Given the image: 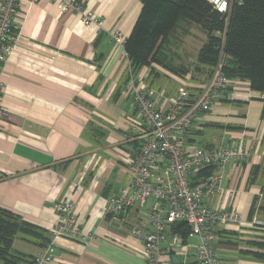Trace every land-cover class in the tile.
I'll return each mask as SVG.
<instances>
[{
    "label": "crops",
    "instance_id": "obj_1",
    "mask_svg": "<svg viewBox=\"0 0 264 264\" xmlns=\"http://www.w3.org/2000/svg\"><path fill=\"white\" fill-rule=\"evenodd\" d=\"M80 1L101 19V29L85 25L72 10L60 11L52 0L21 1L16 42L0 66V206L49 230L62 219L54 204H73L85 238L57 236L48 264H146L139 232L149 227L154 199L116 217L105 213L106 196L129 181L126 162L138 148L140 129L125 85L128 60L111 34L126 40L141 0ZM180 28L177 46L164 61L188 72L156 63L134 71L160 106L178 87L193 94L207 80L192 70L204 33L194 23ZM262 106L247 81L230 77V86L187 134L190 143L203 147L237 140L248 148V159L229 165L222 191L207 201L210 208H232L240 215L239 222L212 226L222 264H263L251 251L257 250L254 242L264 241V224L250 225L253 219L264 222L257 210L262 177L248 182L252 165L264 168ZM175 234L179 242L171 254L181 264H193L199 238L189 231L185 238ZM36 241L15 238L12 249L34 256L45 246ZM167 245L165 240L162 246Z\"/></svg>",
    "mask_w": 264,
    "mask_h": 264
},
{
    "label": "built area",
    "instance_id": "obj_2",
    "mask_svg": "<svg viewBox=\"0 0 264 264\" xmlns=\"http://www.w3.org/2000/svg\"><path fill=\"white\" fill-rule=\"evenodd\" d=\"M21 1L0 0V66L13 51L16 42L18 24L22 20ZM26 1L32 3L38 0ZM52 1L60 11L72 10L81 16L85 25L95 24L101 29V19L91 11H85L80 0ZM206 1L228 19L234 0ZM220 33L217 32L218 36ZM111 37L122 47L127 59L124 38L116 31ZM223 64L218 61L210 77L195 93L178 87L162 106L157 103L154 91L144 83L142 77L135 76L130 67L126 68L125 85L130 96L129 104L140 126L138 148L126 162L129 174L127 185L106 196L105 213L116 217L135 205L142 208L148 198L154 199L155 205L147 215L149 227L139 232L146 264H172L171 247L178 244L179 236L171 232V224L177 222L185 223L189 235L199 238L194 245L193 264H222L212 243V226L240 221L236 210L213 209L207 201L213 194L222 191L229 165L248 159L246 144L230 140L217 147H203L190 143L187 136L193 121L208 111L222 91L230 86V78L225 75ZM1 91L0 82V96ZM259 98H264V93ZM3 116L0 103V119ZM54 209L62 219L49 229L50 242L33 256L29 264H48L50 246L57 236L85 238L76 225L71 202L56 203ZM262 223L253 219L250 225ZM166 230L169 231L167 237ZM86 237H91V234ZM165 240L168 245L162 246Z\"/></svg>",
    "mask_w": 264,
    "mask_h": 264
},
{
    "label": "trees",
    "instance_id": "obj_3",
    "mask_svg": "<svg viewBox=\"0 0 264 264\" xmlns=\"http://www.w3.org/2000/svg\"><path fill=\"white\" fill-rule=\"evenodd\" d=\"M184 23L199 25L205 35L196 54L194 72L206 80L221 61L226 76L247 81L259 97L264 93V0H234L228 19L206 0H141L138 16L124 43L131 70L156 63L178 74L188 72V68H174L164 61L169 49L177 46L182 32L180 26ZM217 32H221L220 36ZM259 99L263 102L264 115V98ZM258 176L262 177V182L257 210L264 216V168L252 165L248 182ZM188 231L183 222L171 224V232L179 233L182 238ZM19 237L38 239L41 242H36L41 246L50 242L49 230L0 206L2 264H29L32 261L33 256L12 249L13 240ZM253 245L257 250L251 254L262 259L264 264V241Z\"/></svg>",
    "mask_w": 264,
    "mask_h": 264
},
{
    "label": "water",
    "instance_id": "obj_4",
    "mask_svg": "<svg viewBox=\"0 0 264 264\" xmlns=\"http://www.w3.org/2000/svg\"><path fill=\"white\" fill-rule=\"evenodd\" d=\"M172 262H173L174 264H181V263L179 262L178 258H176L175 256H172Z\"/></svg>",
    "mask_w": 264,
    "mask_h": 264
},
{
    "label": "rangeland",
    "instance_id": "obj_5",
    "mask_svg": "<svg viewBox=\"0 0 264 264\" xmlns=\"http://www.w3.org/2000/svg\"><path fill=\"white\" fill-rule=\"evenodd\" d=\"M188 38H189V37H188ZM192 240H194V241H195V240H196V238H192Z\"/></svg>",
    "mask_w": 264,
    "mask_h": 264
},
{
    "label": "bare ground",
    "instance_id": "obj_6",
    "mask_svg": "<svg viewBox=\"0 0 264 264\" xmlns=\"http://www.w3.org/2000/svg\"><path fill=\"white\" fill-rule=\"evenodd\" d=\"M55 205V204H54ZM55 210V209H54ZM174 264V263H173Z\"/></svg>",
    "mask_w": 264,
    "mask_h": 264
}]
</instances>
